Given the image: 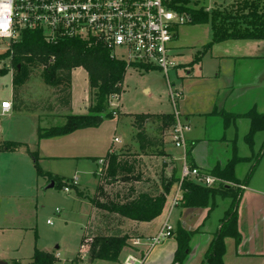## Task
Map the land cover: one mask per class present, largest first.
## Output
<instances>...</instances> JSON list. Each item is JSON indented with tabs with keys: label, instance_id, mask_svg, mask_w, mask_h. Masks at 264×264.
Masks as SVG:
<instances>
[{
	"label": "crops",
	"instance_id": "0c3cea01",
	"mask_svg": "<svg viewBox=\"0 0 264 264\" xmlns=\"http://www.w3.org/2000/svg\"><path fill=\"white\" fill-rule=\"evenodd\" d=\"M175 39L171 50L178 48L175 45ZM212 41L211 36V41L203 46ZM208 53L211 57L209 63H202L197 70L194 67L191 70L186 67V74L180 80L178 91L182 92V96L176 103L174 114L190 126L186 134V148H180L183 149L182 152L173 143L170 147L166 144L161 134L166 132L167 126L161 118L156 117L147 120L143 125L147 135L156 139L151 146L144 149L136 140L135 136L139 129L134 125V119L132 126L136 128L135 144L118 145L122 140L114 143L115 135L98 137L96 136L97 128L93 127L83 128L66 136L38 138L31 145L21 142L29 156L28 150L39 152V165L45 172L57 174L66 179L77 176L78 181L81 180L78 176L84 170L82 165L84 160L99 163L112 148L128 145L135 147L134 159L118 153L117 158L121 163L118 181L103 184L98 177L93 194L88 193V189L84 186L86 182L83 180L81 185L78 182V185L73 186L76 188L78 203L83 205L88 201L91 211L98 212L101 219L90 234L86 232L83 236L79 253L72 260V264H78L86 256L95 264H125V259L129 255L142 256L148 249L145 241L138 246H134L133 241L137 238L146 240L154 237L167 220L173 226L174 234L155 245L146 254L141 264H210L207 262L210 246L221 230L223 219L232 200L228 197H217L213 206L210 204L206 207H185L181 200L178 205L172 206L175 194L180 192L182 179V172H178L177 163L183 161V168L187 162L192 168L211 173L216 168L225 167L233 158H240L235 166V177L241 182L240 185H245V188H241L242 197L237 206V229L240 237L225 238L226 249L222 264H264V129L258 130L253 135L252 144L247 142V135L251 133L253 126L252 114L255 112L264 114V39H236L212 43L209 49H204L199 55H195V61H204V56ZM177 66L175 64L174 67ZM78 69L72 72V84L74 73ZM85 74L87 86H89L86 71ZM172 86H176L175 83H172ZM71 91L72 104L68 114H87L88 94L84 98V110L78 113L74 109L75 95L73 90ZM5 101L10 100L5 99ZM1 104L0 114L11 115L13 107L10 112L4 113ZM34 113L38 121H41L39 114L35 111ZM150 125L156 126V132H150ZM169 127L171 129V126ZM154 147H159L160 150H152V148L155 149ZM97 150L105 151V154L97 156ZM180 153L182 159L177 160ZM144 158L161 160L162 165L149 169L143 166ZM66 160L75 164L73 175L63 173L54 163L55 161L66 162ZM45 178L47 188L50 189L51 180L48 177ZM171 180L176 181L166 194L167 201L162 214L150 222L132 220L121 214L100 209L91 202L92 198L106 202L100 197L101 188L106 191L107 201L115 202L133 201L141 193L150 196L159 195L163 192L164 185ZM179 229L189 234L188 249L182 256L179 251ZM103 236L128 237V245L123 248L119 262L90 258L88 250L90 241ZM41 251L52 252L57 256L60 254L52 250ZM18 260L21 259L14 262Z\"/></svg>",
	"mask_w": 264,
	"mask_h": 264
},
{
	"label": "rangeland",
	"instance_id": "374dc122",
	"mask_svg": "<svg viewBox=\"0 0 264 264\" xmlns=\"http://www.w3.org/2000/svg\"><path fill=\"white\" fill-rule=\"evenodd\" d=\"M194 1L197 3L192 4V7L200 9L203 6L209 12L220 7L233 9L235 5H242V0ZM176 36L175 45L178 48L171 50L170 55L178 66L170 69L168 76L157 67L133 66L127 68L119 99L120 112H118L120 114L105 118L97 127L96 136L113 137L115 135L122 140L118 145L135 144L136 128L132 126L135 114L176 113V107L170 99V88L172 83H175L176 86L173 88L179 89L180 80L186 74V67L189 70L193 67L197 70L202 63L210 62V53L204 56L202 62L195 61V55H199L206 48L203 45L211 41L212 23L197 25L186 22L177 29ZM10 60L11 57L0 58V103L9 99L13 104L11 115L0 114V144L15 141L31 145L38 139V127L65 124L66 116L71 110H67L59 104V95L56 89L44 82L41 76L42 67H32L30 79L22 85H14L15 68ZM83 69L81 67L75 71L72 84L75 95L74 109L78 113H82L85 108L86 94H88V105L92 103L90 86H87L88 81L85 77V69ZM86 87L87 90L84 91ZM34 111L39 114L41 121H38ZM156 129V126L150 125L151 133L156 132ZM169 129L167 127L166 132L161 135L170 147L172 142ZM154 148H152L154 151L160 150L159 147ZM176 148L181 152L183 150ZM96 152H98L97 156L105 154V151L102 152V150ZM134 152L135 147L133 146H118L113 149V152H109L108 157L104 158V164L93 160H84L82 165H84L85 171L81 166L83 173H80L78 177L86 182L84 186L88 189V193H94L98 177L100 181L105 182V174L112 156L122 153L130 159H134L136 155ZM181 157L180 153L177 160H181ZM54 163L63 173L73 175L75 164L71 161H55ZM50 164L52 165V163ZM182 164L183 161L177 163L179 173L182 172ZM158 165H162L161 160L150 158L143 160V166L149 169ZM44 179H46L45 176L37 174L33 158L28 155L26 148L22 147L14 152L0 148L1 261L14 264V260L21 259L22 261L18 260L21 264H29L36 246L40 250L59 252L58 256L55 254L57 259L59 258L56 264H72V260L79 253L83 236L86 232L90 234L100 222L101 216L98 215V212L91 211L88 201L83 205L78 203L75 187H72L68 192H65L64 188L49 189ZM81 180H79L80 185L83 183ZM80 185L79 187L82 188ZM235 186L242 188L241 185ZM100 197L107 201L104 188L101 189ZM51 220L52 224L50 225L48 221ZM140 256L138 255V257ZM78 264L95 263L86 256Z\"/></svg>",
	"mask_w": 264,
	"mask_h": 264
},
{
	"label": "trees",
	"instance_id": "16d2710c",
	"mask_svg": "<svg viewBox=\"0 0 264 264\" xmlns=\"http://www.w3.org/2000/svg\"><path fill=\"white\" fill-rule=\"evenodd\" d=\"M175 3L179 11L186 12L187 22L197 25L212 23L213 41L207 44L205 49H209L212 43L224 40L264 39V0H242L241 6L235 5L233 9L220 7L211 12L203 6L200 9L192 7V4L197 3L194 0H175ZM1 57H11L10 62L15 68L13 83L16 86L22 85L30 79L32 67H42L41 76L44 82L56 89L59 95V104L67 110L71 109L72 104L73 70L83 67L88 74L92 94V103L88 107V113L83 115L68 114L65 124L61 126H51L48 129L38 127L39 139L66 136L88 127L97 128L105 118L114 117L113 112L108 111L110 109L109 97L116 92L121 93L123 90L128 65L125 61L113 58L111 51L103 44H90L77 39L49 43L45 41L41 31L26 30L21 40L13 44L12 52L0 54ZM152 117L161 118L167 127L176 122L174 113L164 115L135 114L134 125L139 129L135 137L142 149L151 146L152 142L156 141L155 138H150L147 135L143 127L144 123ZM252 125L251 133L247 135V142L250 144L253 143L251 142L253 135L258 130L264 129V114L256 112L252 114ZM21 146H23L22 143L15 141L1 144V148L6 151H14ZM28 152L33 158L37 174L55 181V187L64 188L69 178L66 179L57 174L45 172L39 165V152L30 150ZM108 156L109 153L104 158ZM239 159L233 158L222 169L216 168L211 171L214 176L225 180L222 184L204 187L195 183L191 178H185L181 183L182 201L185 207H206L210 204L213 206L217 197H228L232 200L223 219L221 230L210 246L207 255V262L210 264H222L226 249V237L236 239L240 237L237 229V206L242 197V189L235 186L241 183L235 177V166ZM120 170L121 163H119L117 156H112L105 174V182H101L108 184L118 181ZM175 181L171 180L165 184L163 192L159 195L150 196L141 193L135 200L128 202L111 200L101 202L97 198H92L91 202L100 209L121 214L132 220L150 222L162 214L167 201L166 194L169 193L171 185ZM178 234L179 251L180 256H182L188 249L189 234L182 229H179ZM127 245V236H103L94 238L89 243L88 250L92 260L104 259L119 262L121 252ZM34 251L29 264H56L58 261L52 252L41 251L36 246ZM14 264L21 263L15 261Z\"/></svg>",
	"mask_w": 264,
	"mask_h": 264
},
{
	"label": "built area",
	"instance_id": "2783aa9c",
	"mask_svg": "<svg viewBox=\"0 0 264 264\" xmlns=\"http://www.w3.org/2000/svg\"><path fill=\"white\" fill-rule=\"evenodd\" d=\"M0 4L11 6V15L4 14L0 19L10 20L7 30H0V54L12 52L13 44L21 40L24 31L39 30L45 41L57 43L67 39L83 40L90 44L101 43L110 51L113 58L125 61L129 67H157L166 76L175 63L170 51L177 29L188 21L186 12L177 9L175 0H0ZM121 93L109 97V106L114 116L119 113ZM182 92L170 88V99L174 106ZM4 113L12 109V102L3 101ZM189 124L176 117L171 126L170 139L178 148H186V134ZM119 137L113 139L114 143ZM113 152V148L110 150ZM99 163L104 164V158ZM180 192L175 194L172 206L178 205L183 196L181 183L191 178L202 186L222 184L225 180L198 168H192L185 162L182 169ZM77 176H73L64 186L65 192L78 185ZM245 188V185H241ZM57 211H59L57 209ZM52 224V220L48 221ZM173 226L167 220L159 232L151 238L133 241L138 246L145 241L147 251L140 257L129 255L125 264L142 263L146 254L155 245L172 237Z\"/></svg>",
	"mask_w": 264,
	"mask_h": 264
},
{
	"label": "clouds",
	"instance_id": "9594fccd",
	"mask_svg": "<svg viewBox=\"0 0 264 264\" xmlns=\"http://www.w3.org/2000/svg\"><path fill=\"white\" fill-rule=\"evenodd\" d=\"M5 13L10 17L11 6L9 4H0V17H3ZM8 23H10V20L7 17L0 19V30L6 31Z\"/></svg>",
	"mask_w": 264,
	"mask_h": 264
},
{
	"label": "water",
	"instance_id": "95a60500",
	"mask_svg": "<svg viewBox=\"0 0 264 264\" xmlns=\"http://www.w3.org/2000/svg\"><path fill=\"white\" fill-rule=\"evenodd\" d=\"M49 187H51V188L55 187V181H51V184H50ZM0 264H8V263L5 262V261H1V260H0Z\"/></svg>",
	"mask_w": 264,
	"mask_h": 264
}]
</instances>
